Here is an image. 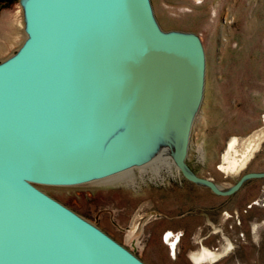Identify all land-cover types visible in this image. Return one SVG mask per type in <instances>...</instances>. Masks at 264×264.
Segmentation results:
<instances>
[{
    "label": "water",
    "instance_id": "1",
    "mask_svg": "<svg viewBox=\"0 0 264 264\" xmlns=\"http://www.w3.org/2000/svg\"><path fill=\"white\" fill-rule=\"evenodd\" d=\"M19 3L23 40L0 61V264H145L33 184L112 173L155 132H176L181 176L216 195L264 176L245 172L221 188L186 165L202 48L193 33L160 30L148 0Z\"/></svg>",
    "mask_w": 264,
    "mask_h": 264
},
{
    "label": "rangeland",
    "instance_id": "2",
    "mask_svg": "<svg viewBox=\"0 0 264 264\" xmlns=\"http://www.w3.org/2000/svg\"><path fill=\"white\" fill-rule=\"evenodd\" d=\"M148 1L160 30L193 33L202 48L188 168L221 188L244 172L264 170V0ZM22 27L19 0L0 7V61L18 48ZM130 175L129 184L33 185L145 264H264V179H248L233 193L216 195L185 180L174 166L157 176L135 167ZM188 211L191 216L177 217ZM198 212L206 216L195 218ZM167 229L173 236L185 234L172 255L173 236L162 240ZM203 250L215 259L196 261Z\"/></svg>",
    "mask_w": 264,
    "mask_h": 264
},
{
    "label": "bare ground",
    "instance_id": "3",
    "mask_svg": "<svg viewBox=\"0 0 264 264\" xmlns=\"http://www.w3.org/2000/svg\"><path fill=\"white\" fill-rule=\"evenodd\" d=\"M199 100V96H196V98H194L192 100V103L190 104L192 116L196 112ZM134 120L136 123V127L140 124H143L144 127L142 128H146L145 123H143V120H141L140 118H136V116L134 117ZM117 129V131L120 132V129ZM119 132H117L116 134H118ZM163 132L158 131L154 133L155 135H157V140L155 141V143L153 142L149 150L146 149L144 153L142 152L143 155L138 157L136 161L126 163L122 168L112 173L100 177H92L88 181L83 182L81 184H109L122 181L129 184L131 183L130 181L133 180L130 173L135 167H138L140 169L141 174L146 173L149 169L153 174H155V176H157L160 170H162L166 166H174L176 168L174 163V154L177 149L176 145L178 141V136L176 135V132L174 130L167 129ZM147 166L149 168H147ZM171 247L173 248L174 246L172 245ZM195 258L196 261L204 263L207 261H213L215 259V256L209 251L203 250L202 253Z\"/></svg>",
    "mask_w": 264,
    "mask_h": 264
},
{
    "label": "flooded vegetation",
    "instance_id": "4",
    "mask_svg": "<svg viewBox=\"0 0 264 264\" xmlns=\"http://www.w3.org/2000/svg\"><path fill=\"white\" fill-rule=\"evenodd\" d=\"M262 171H264V170H262ZM247 172H249V171H247ZM251 172V171H250ZM254 172H261V171H254ZM245 173V172H244ZM239 178V177H238ZM249 179H258V180H262V179H264V176H261V177H254V178H249ZM186 180V179H185ZM248 180V179H247ZM188 181V180H187ZM246 181V180H245ZM189 182H191V181H189ZM191 183H193V182H191ZM194 184H196V183H194ZM260 186L262 187V186H264V183H262V184H260ZM262 197H263V195H262ZM261 202H263V198H261ZM195 215V218H198V219H201V217H204V216H206V214L203 212H198V213H194ZM181 216H185V217H189V216H191V212H185V213H180V214H178L177 215V217H181ZM205 223V221H203L202 223H200V225H198V226H196V229H200V226L201 227H203V224ZM214 224H217L216 222H214ZM185 234H184V231L183 230H181L180 232H178V233H176V235L175 236H173V233L170 231V230H165L164 232H163V234H162V240H166V239H168L169 237H172V241H171V243H172V245L174 246L173 248H170V254L172 255V254H174L175 252H174V250H175V244L178 242V240L181 238V237H183ZM192 235H194V234H191L190 236H189V239H190V241H193V242H196L195 240H192ZM208 234L207 233H205L204 235H201V239H203V238H205L206 236H207ZM217 241V240H216ZM171 245V246H172ZM216 250H217V248H215Z\"/></svg>",
    "mask_w": 264,
    "mask_h": 264
},
{
    "label": "trees",
    "instance_id": "5",
    "mask_svg": "<svg viewBox=\"0 0 264 264\" xmlns=\"http://www.w3.org/2000/svg\"><path fill=\"white\" fill-rule=\"evenodd\" d=\"M15 0H0V7L5 6V5H9L11 3H13Z\"/></svg>",
    "mask_w": 264,
    "mask_h": 264
}]
</instances>
